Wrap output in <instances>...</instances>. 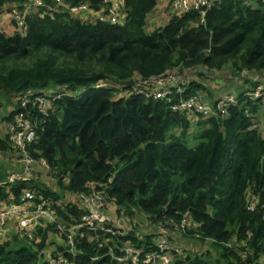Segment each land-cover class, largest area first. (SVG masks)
<instances>
[{
  "label": "trees",
  "instance_id": "trees-1",
  "mask_svg": "<svg viewBox=\"0 0 264 264\" xmlns=\"http://www.w3.org/2000/svg\"><path fill=\"white\" fill-rule=\"evenodd\" d=\"M26 1L0 0V12ZM67 1L84 2L92 9L102 4ZM156 5L157 0H123L122 25L91 23L80 15L34 16L25 34L6 32L0 17V92L53 93L52 85L76 89L103 77L126 80L138 73L146 78L170 67L220 70L232 58H236L229 67L232 72L246 68L264 73V2L252 6L246 0H220L207 10L205 24L198 22L197 12H190L147 31ZM199 89L203 86L192 80L190 90ZM6 101V106L19 108L15 98L8 95ZM53 106L30 150L47 160L51 174L37 168L36 179L18 184L16 191L33 184L41 196L59 201L63 193L80 192L85 184L111 176L109 193L126 214L138 210L154 225L164 222L170 229L173 221L188 218L184 232L171 231L170 241L179 246L176 239L181 235L178 242L184 251L179 258L174 252L171 264H213L215 252L203 245L207 243L221 250L219 264H255L260 258L264 209H246L248 196L264 184V141L250 129L258 104L231 107L226 119L198 115L194 123L172 111L166 101L139 95L114 100L111 90L63 95ZM9 107L1 122L15 113H8ZM191 126L190 136L201 139L194 147L182 139ZM171 129H178L179 135L167 141ZM262 195L264 200V191ZM57 212L70 221L60 208ZM71 212L79 215L75 207ZM50 229L39 228L27 245L15 246L12 238L0 240V264H39V259L45 264L46 252L54 244L46 233ZM156 236L134 226L119 238L151 250L156 249ZM201 245L207 251H197ZM77 248L85 254L80 252L74 264L103 261L88 258L95 250L87 237Z\"/></svg>",
  "mask_w": 264,
  "mask_h": 264
},
{
  "label": "built area",
  "instance_id": "built-area-1",
  "mask_svg": "<svg viewBox=\"0 0 264 264\" xmlns=\"http://www.w3.org/2000/svg\"><path fill=\"white\" fill-rule=\"evenodd\" d=\"M219 1L171 0V18L197 12L198 22L205 24L207 10ZM259 2L264 0H246V3L252 6ZM61 14L73 18L80 15L91 23L122 25L126 20L123 0H102L97 9H92L84 2L72 4L67 0H28L3 7L0 17L14 24V32L25 34L29 18H54ZM243 71L248 72L247 69ZM191 81L179 67H170L160 74L146 78H142L138 73H133L126 80L103 77L76 89L61 87L49 94L28 89L16 96V106L19 108H8V113L11 110H15V113L9 120L2 121L5 132L0 134V172L4 175L0 178V194H4L0 196V240L12 238L30 243L39 228L50 226L47 235L61 238L64 248L57 251V245L52 244L46 252L48 256H45V264H74L73 259L78 257L80 252L85 254L77 248L85 237L87 242L94 244L95 250L94 256L88 258L94 261L103 259L99 264H171L173 253L181 252L179 246L170 242L171 231L184 232L188 226V218L184 216L178 223L173 221L170 229L164 222L154 225L152 220L143 214L144 225L152 227L153 233L157 235L156 249L144 250L143 247H135L129 239H120L119 237L125 236L138 224L139 218L132 220L122 215L124 211L119 209L115 197L109 193L113 177L89 182L77 193H63L62 200L59 201L52 200V196H41L33 184L21 187L19 191H16L15 186L35 180L37 168L51 174L47 160L34 156L30 150L39 137V131L47 121L50 111L55 108L54 102L63 95L74 97L89 89L111 90L114 100L139 95L146 100L166 101L172 111L186 115L189 120H194L198 115L226 119L231 107L244 103H258L264 111V82L256 75H252V85L248 89L224 94L212 102L206 101L200 92H192ZM7 116L8 114H4L2 118ZM252 116L250 129L257 131L264 141V118H261L262 122L258 121L260 111ZM261 164L264 165V151ZM62 180L66 183L68 177H63ZM48 185L52 186L51 182H48ZM255 191L247 198L246 209L250 212L264 209V184ZM74 207L79 210L78 216L71 212ZM58 208L68 213V223L60 222V219H63L57 212ZM262 220L264 221V215ZM262 247L264 249V244ZM52 250L56 251L54 255H51ZM255 264H264V252Z\"/></svg>",
  "mask_w": 264,
  "mask_h": 264
},
{
  "label": "rangeland",
  "instance_id": "rangeland-1",
  "mask_svg": "<svg viewBox=\"0 0 264 264\" xmlns=\"http://www.w3.org/2000/svg\"><path fill=\"white\" fill-rule=\"evenodd\" d=\"M165 5H164L165 8L163 10L153 9V11L148 16L149 23H148L147 27H149L151 29L152 27H159L161 25H164L167 22V19L169 17V14H168L169 0H165ZM8 22L9 21L7 20V23ZM8 25H9V27L14 26V24L12 22L8 23ZM146 30L149 31V29H147V28H146ZM244 51H245V46L242 47L241 53H243ZM235 59L236 58L230 59L227 63H225L223 65L224 67L220 70H215V71L213 70V71H210L211 73H208V74L205 73L204 75L199 76V83L203 86V89H202V91H200V93L205 98L206 101L212 102V100L216 97L223 96L224 94L238 92L244 86V84H242V85L239 84V82H240L239 79L241 77H244V76L247 77L249 72H244L243 71L244 69L232 72V70L229 67H231L232 61ZM99 69H100V67H96V70H99ZM226 72L230 73L231 75L230 76H222L221 75L222 73H226ZM51 88H52V90H55L56 86L52 85ZM43 92H44V94H49V91H47V90H44ZM18 94H19L18 92H15L13 90L0 92V118L5 114L7 107H9V106H6L7 105L6 100H7L8 95L10 98H15L16 96H18ZM1 124H2V122L0 120V126H1ZM193 130H194V126H191L188 129L187 133L182 138V139H184V141L188 147H194L201 141V139H194L190 136L191 133L193 132ZM3 131H5L4 128H3ZM171 135H179V130L178 129L169 130L166 133L167 141L171 140V137H172ZM136 213H137L136 216L139 218L138 224H139L140 231L143 233H148V234L153 233L152 227H148V226L143 225V223L140 219V213L138 212V210H136ZM65 214H68V213H65ZM60 222L63 224H66L69 221H63L60 219ZM188 234H189V236H192L191 233H188ZM48 238H50L51 239L50 241H53L55 243V245H62V240L58 236L51 235V236H48ZM178 239H180V240L182 239L181 235H179ZM178 239H176L177 243H179ZM194 241H195V239H194ZM13 242H14L15 246L30 244L26 240H15ZM185 242H187V241H185ZM231 244H232L231 246H233V243H231ZM203 245L204 246L208 245L210 247L209 249H210L211 253L215 252V257H212V263L213 264H219L216 261V259L219 258L221 250L216 245L210 246L211 244H209V243L203 244ZM182 249H183V246H182L181 250ZM202 250L207 251V249H205V247H203L202 245L197 248V251H202ZM178 258H179V256H178ZM41 261L42 260L39 259L38 263H41ZM220 264H224V262L222 261Z\"/></svg>",
  "mask_w": 264,
  "mask_h": 264
},
{
  "label": "crops",
  "instance_id": "crops-1",
  "mask_svg": "<svg viewBox=\"0 0 264 264\" xmlns=\"http://www.w3.org/2000/svg\"><path fill=\"white\" fill-rule=\"evenodd\" d=\"M170 2H171V0H169V5H168V7H169V10H168V14H169V17H168V19H167V21L171 18V15H172V13H171V10H170ZM164 5H165V0H157V5H156V7H155V10H163L165 7H164ZM166 6V5H165ZM2 19V23H1V27L6 31V32H10V33H13L14 34V31H15V28L14 27H9V25H8V23H7V20L3 17V18H1ZM148 23H149V19L147 20V25H148ZM147 29H149V31H151L153 28H155V27H152L151 29L149 28V27H146ZM243 69H246V68H243ZM182 70V72L186 75V76H188V78L190 79V80H196L198 83H199V76L200 75H204L205 73L206 74H208V73H211L210 71L211 70H209V69H206V68H201V67H192V68H183V69H181ZM216 70V69H215ZM214 70V71H215ZM213 71V70H212ZM247 71L249 72V74H248V76L246 77V76H244V77H241L239 80H240V82H239V84H244V86L238 91V92H241V91H244V90H246V89H248L251 85H252V83H251V78H252V75H256V76H258L259 77V79L261 80V81H263L264 82V73H254V72H251V71H249L248 69H247ZM222 76H230L231 74L230 73H222L221 74ZM200 84V83H199ZM197 91H202V89H199V90H197ZM195 92V91H194ZM235 93V92H234ZM220 97V96H219ZM218 97H216V98H214L213 100H215V99H217ZM212 100V101H213ZM257 111H260V118H259V120L258 121H260V122H262L261 121V118L263 119L264 118V111L263 110H261V108L259 107L258 108V110ZM190 121H191V123H194V122H196V118L194 119V120H192V119H190ZM3 128H4V126H3V124H1V126H0V134L2 135L5 131H3ZM136 214L137 213H134L133 215H129V214H126L125 212H123L122 213V215L123 216H128V217H130V218H132V220H134V218H136L137 219V216H136ZM142 213H140V219H141V221H142V223L144 222V218L142 217ZM136 216V217H135ZM138 220V219H137ZM138 223H139V220H138ZM143 225H144V223H143ZM137 226H139V224H136V228H137ZM48 240H51L50 238L48 239ZM171 242V241H170ZM173 243V242H172ZM55 244V243H54ZM53 244V245H54ZM52 245V244H51ZM178 245H179V247H180V249L182 248V243L181 242H179L178 243ZM51 247V246H50ZM49 247V248H50ZM58 247H61V248H64V242L62 241V245H57V249H59ZM184 254V251L182 252V250H181V252L178 254V256L180 257L181 255H183Z\"/></svg>",
  "mask_w": 264,
  "mask_h": 264
},
{
  "label": "clouds",
  "instance_id": "clouds-1",
  "mask_svg": "<svg viewBox=\"0 0 264 264\" xmlns=\"http://www.w3.org/2000/svg\"><path fill=\"white\" fill-rule=\"evenodd\" d=\"M170 20H171V18H170L167 22H169ZM167 22H166V23H167ZM166 23H165V24H166ZM249 71H250V70H249ZM252 72H254V71H252ZM254 73H257V72H254ZM36 91H37V90H36ZM192 92H193V91H192ZM195 92H199V91H195ZM244 104H245V103H244ZM252 104H253V103H252ZM255 104H258V103H255ZM259 107H260V106H259V104H258V108H259ZM51 111H52V110H51ZM51 111H50V112H51ZM255 113H256V112H255ZM255 113H253V114H255ZM253 114H252V115H253ZM49 115H50V114H49ZM48 118H49V117H48ZM47 120H48V119H47ZM45 123H46V122H45Z\"/></svg>",
  "mask_w": 264,
  "mask_h": 264
},
{
  "label": "water",
  "instance_id": "water-1",
  "mask_svg": "<svg viewBox=\"0 0 264 264\" xmlns=\"http://www.w3.org/2000/svg\"><path fill=\"white\" fill-rule=\"evenodd\" d=\"M33 166H35V164H33Z\"/></svg>",
  "mask_w": 264,
  "mask_h": 264
}]
</instances>
